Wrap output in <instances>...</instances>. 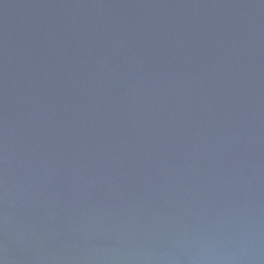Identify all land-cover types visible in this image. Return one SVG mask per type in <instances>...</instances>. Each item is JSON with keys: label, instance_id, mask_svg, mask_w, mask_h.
Listing matches in <instances>:
<instances>
[{"label": "water", "instance_id": "95a60500", "mask_svg": "<svg viewBox=\"0 0 264 264\" xmlns=\"http://www.w3.org/2000/svg\"><path fill=\"white\" fill-rule=\"evenodd\" d=\"M0 264H264V0H0Z\"/></svg>", "mask_w": 264, "mask_h": 264}]
</instances>
